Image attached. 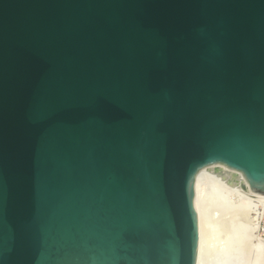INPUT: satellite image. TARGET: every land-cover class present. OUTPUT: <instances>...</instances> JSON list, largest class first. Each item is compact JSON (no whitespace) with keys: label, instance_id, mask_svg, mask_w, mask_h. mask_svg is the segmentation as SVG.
Masks as SVG:
<instances>
[{"label":"water","instance_id":"water-1","mask_svg":"<svg viewBox=\"0 0 264 264\" xmlns=\"http://www.w3.org/2000/svg\"><path fill=\"white\" fill-rule=\"evenodd\" d=\"M218 164L264 194V0H0V264H197Z\"/></svg>","mask_w":264,"mask_h":264},{"label":"bare ground","instance_id":"bare-ground-1","mask_svg":"<svg viewBox=\"0 0 264 264\" xmlns=\"http://www.w3.org/2000/svg\"><path fill=\"white\" fill-rule=\"evenodd\" d=\"M243 182L246 180L241 172L221 164L198 172L197 264H264V237L257 232L253 215L264 194L244 188Z\"/></svg>","mask_w":264,"mask_h":264},{"label":"built area","instance_id":"built-area-1","mask_svg":"<svg viewBox=\"0 0 264 264\" xmlns=\"http://www.w3.org/2000/svg\"><path fill=\"white\" fill-rule=\"evenodd\" d=\"M253 215L257 224V232L264 237V200L255 206Z\"/></svg>","mask_w":264,"mask_h":264}]
</instances>
